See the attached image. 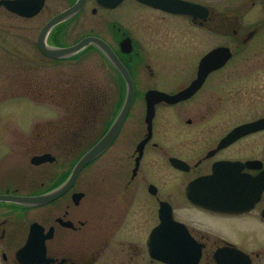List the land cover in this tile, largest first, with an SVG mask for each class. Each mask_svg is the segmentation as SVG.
Returning a JSON list of instances; mask_svg holds the SVG:
<instances>
[{"label": "flooded vegetation", "instance_id": "1", "mask_svg": "<svg viewBox=\"0 0 264 264\" xmlns=\"http://www.w3.org/2000/svg\"><path fill=\"white\" fill-rule=\"evenodd\" d=\"M177 1L198 17L168 10ZM225 1L0 0L1 65L20 68L0 73V264H264V0ZM88 37L108 51L64 52ZM215 49L220 65L195 91L161 98L185 91ZM115 60L133 84L121 122ZM113 127L68 188L18 200L64 188Z\"/></svg>", "mask_w": 264, "mask_h": 264}, {"label": "water", "instance_id": "2", "mask_svg": "<svg viewBox=\"0 0 264 264\" xmlns=\"http://www.w3.org/2000/svg\"><path fill=\"white\" fill-rule=\"evenodd\" d=\"M4 4H6L7 7L10 6V4H8V3H4ZM196 8H197V6L192 5L190 3H187L184 1H178L177 5L175 7L168 8V10L170 9L171 12L179 13V14H183V15H188V16H191L193 18H196V17H198V15L194 11ZM10 9L13 10V8H10ZM74 10L75 9L71 10L70 12H68V14L73 12ZM64 16H66V15H64ZM64 16L62 15V16L56 18L55 20H53L52 22H50L44 30H46L47 27L51 26L53 23L60 20ZM100 42H101L100 40H98L97 38H94V37L84 38L83 40H81V42L79 43L78 46L71 48L70 50H67L64 52L67 54L72 53V52L80 49L82 46H84L87 43H93L94 45H98L101 49L108 51V49H106V47L104 45H101ZM222 51L223 50H221V49H216L205 58V60L203 61V65H202L203 71L201 72V75L198 77V79H196L194 82H192L191 85L187 89H185V91H183L182 93H179L178 95H176L174 97H167V96L163 95V96H161V98L168 101L169 103H173V102H176L178 100H181V99L188 97L193 91H195L199 87V85L202 83V80L205 78V75L210 71V69H214L220 65V64H213L211 61V58L213 56L214 57L222 56V55L224 56V54L221 53ZM226 55H228V53H226ZM108 56H109V58H111L110 55H108ZM208 58H209V61H208ZM114 62L117 65V67L119 68V71L123 75L124 80L127 84V95H126L122 110H121L119 118H118V121L121 122V120L123 119L125 113L129 109L130 104H131L132 95H133V85H132V81L130 80V78H129L125 68L122 66V64L119 61L117 62L116 60ZM208 66H210V68H208ZM257 123L258 124L255 126L259 128L260 124L264 123V120L258 121ZM113 128H115V129H113V131L110 130L101 142H99L98 144L91 147L77 161V163L75 164V166L71 172L70 178L68 179L64 188L56 191L55 193L43 194V195L36 196V197H22V198H19L18 200L24 204H30V205L44 204V203H47L48 201L52 200L59 193H61L63 189L68 188L73 183V181L76 178L79 171L84 166H86L89 162H91L99 153H101L105 149V147L108 145V143L113 138L112 132L116 131V127H113ZM240 130H244V128L243 129H237V131H240ZM237 131H235V132H237ZM235 132L233 133V135L236 134ZM160 259H162L163 261H165L168 264H182L184 261L187 260V256H183V257L178 256V255L177 256H168L166 258L162 257ZM195 261L196 260L194 259L193 263H190V264H196Z\"/></svg>", "mask_w": 264, "mask_h": 264}, {"label": "rangeland", "instance_id": "3", "mask_svg": "<svg viewBox=\"0 0 264 264\" xmlns=\"http://www.w3.org/2000/svg\"><path fill=\"white\" fill-rule=\"evenodd\" d=\"M227 1L229 2V0H226L225 2H227ZM225 2H221V3H225ZM249 7H250V2L249 1H245L244 2V8L247 9ZM92 20H94V19H92ZM7 22H9V21H7ZM87 25H90V24H87ZM144 37H145V33H142V32L136 33V37H135L136 40H138V42H137V44H138L137 48L140 50V55H141L139 57V59H140L139 61L140 62L138 63L140 66L136 70V72L138 74H140V75L143 73L142 63H143V59H144V55H145L144 46H143ZM12 46H14L13 43H12ZM0 53H3V50L2 49H0ZM1 63H2V61L0 60V65H1ZM19 69H20L19 68V65H16L15 63H4V64H2L0 66V73L1 72H6V73H9V74H12V77L14 78L16 76L17 70H19ZM138 79H139V81H138V89H143L144 88V85H143V82H142L143 80H142L141 77H138ZM29 107L32 108L29 104L24 105V107H22L23 110L21 112L23 118L28 117L27 120H30V118H32L34 116V113L33 114L32 113L26 114V112L28 110H30ZM35 114H37V113L35 112ZM211 230L212 231H215L216 230L218 233L226 232V234H224V235L229 236L231 239H233V241H235V239H237L238 241H240V237L238 235H233L230 231L224 230L223 227H221V226H219L217 224L211 225ZM220 235L223 236V237H225L222 234H220ZM260 242L264 244V233H262V240Z\"/></svg>", "mask_w": 264, "mask_h": 264}]
</instances>
